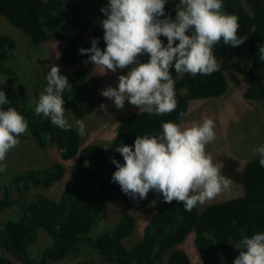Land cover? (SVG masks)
I'll return each mask as SVG.
<instances>
[{"label": "trees", "instance_id": "trees-1", "mask_svg": "<svg viewBox=\"0 0 264 264\" xmlns=\"http://www.w3.org/2000/svg\"><path fill=\"white\" fill-rule=\"evenodd\" d=\"M107 3L108 0H0V16L28 35L34 45L60 39L65 43L61 58L70 65L81 66L66 76L71 87L62 94L65 110L78 108L77 88L85 85L88 76L82 67L90 53L81 54L79 50L90 48L93 38H98V47H106L102 27L106 17L101 9ZM178 3L179 0H167L165 15L174 19ZM222 3L223 12L238 17L237 35L246 37L247 41L250 64L244 75V97L264 115V59L259 53L264 45V0H222ZM160 39L167 44L166 37ZM15 47L12 37L0 34V74L11 79V82L0 81V90L9 101L0 107L15 108L42 147L54 144L63 160L74 159L75 162L70 170L71 183L58 200L39 191L28 199L26 193L29 185L47 188L60 181L66 172L63 162L7 174V181H2L4 174L0 172V264H55L82 249L114 264H191L189 253L178 247L188 237H192L202 264H233L240 252L234 242L243 236L264 233V167L259 164V154L242 166L241 193L200 210L194 207L185 211L184 205L176 201L165 203L163 195L155 191H149L147 198L138 200L123 193L120 185L112 181L116 171L113 158L124 163L116 148L125 144L134 148L137 136L159 135L163 122L180 125L188 112L190 97L224 94L228 81L222 69L211 75L193 77L188 73L178 75L173 67L178 102L175 111L163 115L137 111L127 115L118 123L108 155L101 143L82 147L81 136L73 126L63 130L43 114L36 115L40 86L33 85L34 99L31 100L30 86L27 87L17 71L7 64ZM233 48L221 40L213 47V54L227 59L233 54ZM246 48L244 45L245 51ZM119 192L126 200L141 204L155 202L141 239L132 246L123 242L136 227L131 213L123 212L111 228L94 232L95 226L107 216L109 198ZM9 207L16 208V216L2 218ZM39 229L51 237V243L39 257H32L29 247L37 240ZM75 264L99 263L82 258Z\"/></svg>", "mask_w": 264, "mask_h": 264}, {"label": "clouds", "instance_id": "clouds-1", "mask_svg": "<svg viewBox=\"0 0 264 264\" xmlns=\"http://www.w3.org/2000/svg\"><path fill=\"white\" fill-rule=\"evenodd\" d=\"M166 3L167 0H108L101 9L106 17L102 20L106 47H98V38H93L90 48L79 50L81 54L90 53L89 60L103 70L101 75L131 66L126 74L119 75L117 87L109 86L101 93L113 100L117 109L128 101L148 114L175 111L178 102L173 67L178 75H211L221 70L213 47L221 40L224 45L236 47L245 39L237 35L238 17L222 11V0H179L174 19L165 15ZM161 36L167 38L166 45ZM259 53L264 59V45ZM144 54L150 58L140 62ZM46 79L35 113L68 130L71 125L64 115L62 94L70 89L69 80L55 64ZM8 103L5 92L0 90V106ZM99 107L107 110L103 103ZM76 125L78 135L84 136V122L77 120ZM214 128L211 118L187 127L163 122L159 135L137 136L134 148L126 144L116 148L124 163L113 158L116 171L112 181L132 198L143 200L149 191H155L163 195L165 203H182L185 211L215 199L231 187L232 180L222 174L223 165L215 164L206 152V145L216 139ZM27 132L28 123L20 112L0 107V172L6 171L7 154ZM255 154H259V164L264 167V145H258ZM234 243L240 252L233 264H264V233L243 236Z\"/></svg>", "mask_w": 264, "mask_h": 264}, {"label": "rangeland", "instance_id": "rangeland-1", "mask_svg": "<svg viewBox=\"0 0 264 264\" xmlns=\"http://www.w3.org/2000/svg\"><path fill=\"white\" fill-rule=\"evenodd\" d=\"M0 34L12 37L16 47L7 61L8 66L14 68L19 79L30 86V99H34L32 87L34 84L40 86V92L47 86L46 75L53 64L58 65L62 75L69 76L80 69L79 65H70L61 57L65 49V43L60 39H52L41 45H34L28 35L16 28L4 17L0 16ZM243 43L232 49L230 58L216 57L220 61V68L225 72L228 81V88L219 97H190L188 99V112L181 121L182 127L199 124L204 118H211L215 123L214 131L216 139L206 145V152L212 156L213 162L222 164L221 172L232 180L231 187L223 191L219 196L203 205L198 204L199 210L208 204L221 201L222 199L236 196L243 191L240 176L242 166L249 159L254 157V149L258 145H264V115L244 97V75L249 67L250 59L247 56L246 37ZM177 43V41H176ZM244 45L246 51L244 49ZM150 57L147 54L139 57L140 62H147ZM83 64L87 72V80L84 86L78 87V108L65 110V118L68 123L77 130L76 121L82 120L85 124L84 136L81 141L84 145L101 143L104 149L107 147V154H110L111 142L117 131L118 123L127 115L139 111V108L132 106L128 101L122 109H117L113 100L102 96V90L112 86H118V77L126 74L131 66L125 69H117L116 73L103 71L87 60ZM91 72V73H90ZM92 74V75H91ZM11 82V79L0 74V81ZM33 82V83H31ZM15 86V84L12 82ZM107 105V110L100 109L101 104ZM19 144L9 151L6 157L7 168L3 172L2 181H7L14 172L22 169H39L48 167L56 162H63L66 172L60 181L53 182L47 188H37L29 185L26 193L29 199L34 193L42 192L53 200H58L60 193L71 183L70 170L74 159L63 160L60 151L54 144L42 147L36 135L28 131L20 136ZM155 202L141 204L135 200H126L121 194L115 193L108 200V213L105 219L97 224L94 232L111 228L115 225L123 212L131 213L136 221L134 231L124 238L126 246H132L142 237L143 228L154 210ZM16 208L9 207L2 214V218L15 217ZM191 236V235H190ZM192 237L186 238L179 244L189 253L191 264H202L192 242ZM51 243V237L43 230H38L37 240L29 247L32 257H39L45 247ZM235 247V243H234ZM237 250L238 248L235 247ZM82 258L95 261L99 264H114L106 261L102 256L86 249L80 250L75 255L56 262L55 264H75Z\"/></svg>", "mask_w": 264, "mask_h": 264}, {"label": "crops", "instance_id": "crops-1", "mask_svg": "<svg viewBox=\"0 0 264 264\" xmlns=\"http://www.w3.org/2000/svg\"><path fill=\"white\" fill-rule=\"evenodd\" d=\"M85 146L83 143H82V147Z\"/></svg>", "mask_w": 264, "mask_h": 264}, {"label": "bare ground", "instance_id": "bare-ground-1", "mask_svg": "<svg viewBox=\"0 0 264 264\" xmlns=\"http://www.w3.org/2000/svg\"><path fill=\"white\" fill-rule=\"evenodd\" d=\"M91 73V72H90ZM92 75V74H91Z\"/></svg>", "mask_w": 264, "mask_h": 264}]
</instances>
